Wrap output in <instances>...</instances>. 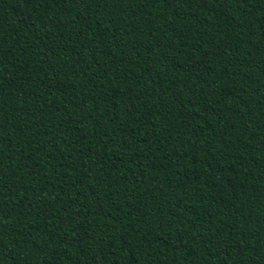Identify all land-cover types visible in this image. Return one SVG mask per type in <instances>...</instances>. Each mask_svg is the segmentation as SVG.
Listing matches in <instances>:
<instances>
[{"label": "trees", "instance_id": "trees-1", "mask_svg": "<svg viewBox=\"0 0 264 264\" xmlns=\"http://www.w3.org/2000/svg\"><path fill=\"white\" fill-rule=\"evenodd\" d=\"M0 264H264V0H0Z\"/></svg>", "mask_w": 264, "mask_h": 264}]
</instances>
